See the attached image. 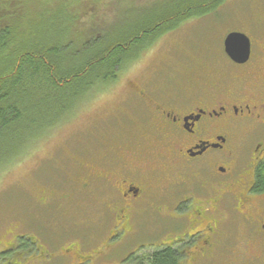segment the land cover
Returning <instances> with one entry per match:
<instances>
[{
    "label": "flooded vegetation",
    "instance_id": "af4514ba",
    "mask_svg": "<svg viewBox=\"0 0 264 264\" xmlns=\"http://www.w3.org/2000/svg\"><path fill=\"white\" fill-rule=\"evenodd\" d=\"M231 31L248 38L245 61L225 53L223 38L219 56L188 57L161 90L135 89L142 101L127 107L129 115L118 105L126 126L110 133L114 145L75 159L82 171L78 191L98 196L107 253L115 237L135 232L142 215L177 222L163 246L176 251L179 264L184 248L189 264H211L217 252L235 246L264 251L263 21ZM26 239L19 234L2 245L0 264H15L4 253ZM135 250L119 263L141 264ZM237 251L242 264L244 253ZM96 254L78 255L76 264Z\"/></svg>",
    "mask_w": 264,
    "mask_h": 264
},
{
    "label": "rangeland",
    "instance_id": "374dc122",
    "mask_svg": "<svg viewBox=\"0 0 264 264\" xmlns=\"http://www.w3.org/2000/svg\"><path fill=\"white\" fill-rule=\"evenodd\" d=\"M165 1L0 0V11L1 15L9 13L6 21L14 34L19 30L20 45L23 42L29 47L30 30L40 20L36 30L59 40L63 57L69 59L78 53L81 60L87 49L131 26L139 16ZM41 13L47 16L39 18ZM257 18L264 27V0H224L214 12L185 19L142 45L129 61L116 68L114 78L80 93L53 126L23 130L25 143L20 151L19 135L4 132V143L0 144V155L6 154L0 158V247L19 238V234L27 237L23 242L26 245L20 243L4 255L15 264H76L78 255L96 252L98 257L92 255L85 264H122L120 258L136 249L135 255L146 264L147 255L171 239L169 231L177 222L142 215L134 225L135 232L115 237L110 245L116 247L107 253L105 245L101 246L106 235L98 218V196L95 191L89 195L78 191L82 171L75 159L84 153H100L105 143L115 144L110 133L126 126L116 109L119 105L129 115L131 103H141L135 89L161 90L188 57L197 59L200 52L219 56L225 34L247 31ZM50 97L47 93L42 96L45 100ZM11 141L16 142L8 149L6 144ZM9 155L13 158L6 163ZM144 243L146 248H142ZM235 248L217 252L211 264H241L242 256L235 257L237 250L244 253L242 264H264L260 248ZM184 250L189 253V248ZM21 253L24 257L19 259ZM187 254L182 264H189ZM260 256L262 261L252 260Z\"/></svg>",
    "mask_w": 264,
    "mask_h": 264
},
{
    "label": "trees",
    "instance_id": "16d2710c",
    "mask_svg": "<svg viewBox=\"0 0 264 264\" xmlns=\"http://www.w3.org/2000/svg\"><path fill=\"white\" fill-rule=\"evenodd\" d=\"M223 1L168 0L155 5L149 13L134 20L131 26L109 34L105 41L103 39L87 49L81 60L77 58L78 53L69 59L63 57L59 40L36 30L40 20L30 30L29 47L23 42L20 45L19 30L14 34L6 21L9 13L1 15L0 11V19H3L0 56L6 55L0 60V144L4 143V132L9 136L19 135L20 151L25 143L21 137L23 130L53 126L60 120L55 119L79 99L80 93L114 78L118 72L116 68L129 61L142 45L150 43L159 33L176 27L185 19L214 12ZM45 16L47 14L41 13L39 18ZM199 57L205 59L208 56L200 52ZM45 93L51 95L48 100L42 98ZM13 142L6 144L8 149L12 148ZM5 155H0V158H5ZM11 158L9 155L6 163ZM178 261L176 251L164 246L154 249L145 258L146 264H179Z\"/></svg>",
    "mask_w": 264,
    "mask_h": 264
},
{
    "label": "water",
    "instance_id": "95a60500",
    "mask_svg": "<svg viewBox=\"0 0 264 264\" xmlns=\"http://www.w3.org/2000/svg\"><path fill=\"white\" fill-rule=\"evenodd\" d=\"M225 53L235 62L245 61L249 51V41L245 34L241 32L228 33L223 41Z\"/></svg>",
    "mask_w": 264,
    "mask_h": 264
},
{
    "label": "bare ground",
    "instance_id": "6f19581e",
    "mask_svg": "<svg viewBox=\"0 0 264 264\" xmlns=\"http://www.w3.org/2000/svg\"><path fill=\"white\" fill-rule=\"evenodd\" d=\"M11 80V79H10ZM7 83V82H6ZM5 84V83H4ZM1 85V84H0ZM54 108V107H53Z\"/></svg>",
    "mask_w": 264,
    "mask_h": 264
},
{
    "label": "snow or ice",
    "instance_id": "6c2138e0",
    "mask_svg": "<svg viewBox=\"0 0 264 264\" xmlns=\"http://www.w3.org/2000/svg\"><path fill=\"white\" fill-rule=\"evenodd\" d=\"M133 71H134V69H133Z\"/></svg>",
    "mask_w": 264,
    "mask_h": 264
}]
</instances>
